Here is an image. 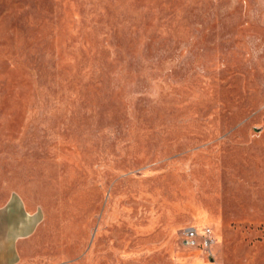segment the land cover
<instances>
[{"label": "rangeland", "instance_id": "obj_1", "mask_svg": "<svg viewBox=\"0 0 264 264\" xmlns=\"http://www.w3.org/2000/svg\"><path fill=\"white\" fill-rule=\"evenodd\" d=\"M13 193L33 264H264V0H0Z\"/></svg>", "mask_w": 264, "mask_h": 264}, {"label": "crops", "instance_id": "obj_2", "mask_svg": "<svg viewBox=\"0 0 264 264\" xmlns=\"http://www.w3.org/2000/svg\"><path fill=\"white\" fill-rule=\"evenodd\" d=\"M44 222V211L19 193L0 205V264H33V239Z\"/></svg>", "mask_w": 264, "mask_h": 264}, {"label": "built area", "instance_id": "obj_3", "mask_svg": "<svg viewBox=\"0 0 264 264\" xmlns=\"http://www.w3.org/2000/svg\"><path fill=\"white\" fill-rule=\"evenodd\" d=\"M183 244L190 249L201 248L209 256H214L215 238L211 229L200 231L189 227L183 232Z\"/></svg>", "mask_w": 264, "mask_h": 264}]
</instances>
